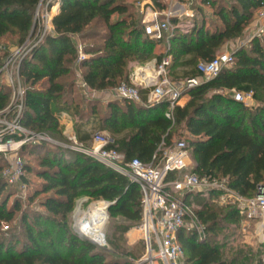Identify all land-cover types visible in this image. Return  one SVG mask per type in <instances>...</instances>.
<instances>
[{
    "label": "trees",
    "instance_id": "obj_1",
    "mask_svg": "<svg viewBox=\"0 0 264 264\" xmlns=\"http://www.w3.org/2000/svg\"><path fill=\"white\" fill-rule=\"evenodd\" d=\"M41 1L0 0V70L16 48L28 40L34 44L39 38L36 22ZM137 3L60 1L55 7L52 31L20 60L24 90L20 125L32 133L69 143L61 124L63 113H68L76 121L79 145L88 149L93 136H80V131L95 118L100 129L112 134L109 148L122 153L128 162L138 158L151 163L155 157V164L163 159L164 149L175 144L176 136L186 135L184 140L195 161L194 172L224 181L241 195L254 196L264 179V36L237 49L234 63L217 77L189 89L185 94L190 100L184 106L177 105L170 117L166 103L145 105L125 98L108 101L103 110L100 101L86 96L78 84L84 81L90 93L110 91L130 81L134 65L154 58L161 64L168 56L172 59L168 71L172 81L199 77L198 64L215 58L227 40L241 37L256 19L264 0L196 2V15L189 25L187 18L173 19L170 48L159 54L154 50L164 44L146 35L144 15ZM207 10H212L221 24L214 30L205 24ZM7 39L12 44L4 45ZM79 44L87 56L81 62ZM180 68L182 75H178ZM236 92H252L256 103L238 101ZM142 93L146 101L148 91ZM12 96L13 89L6 80L0 83V112L10 106ZM13 115L11 112L9 117ZM13 137L20 139L23 135ZM25 154L37 157L38 167L26 161ZM20 156L24 160L21 185L31 190L28 201L46 194L41 201L45 212L34 211L32 217L26 213L20 228L5 231L2 225L14 220L21 200L17 199L12 208L7 207V199L0 201V264H134L131 253L115 242L114 250L106 251L83 239L70 220L79 198L104 200L113 203L109 209L112 217L129 222L122 227L124 233L128 232L143 216V194L137 183L87 153L62 144L25 143ZM3 168L0 165V196L11 186L3 176ZM31 173L42 180L36 190L29 178ZM175 177L171 173L168 179ZM206 192L220 194L216 189ZM185 201L201 208L197 215L206 228L203 240L194 233L179 232L178 239L186 251L185 264H240V258L241 264L253 262L243 249L228 259L218 239L231 225H222V221L241 218L238 208L220 210L201 195L192 200L189 195Z\"/></svg>",
    "mask_w": 264,
    "mask_h": 264
},
{
    "label": "built area",
    "instance_id": "obj_2",
    "mask_svg": "<svg viewBox=\"0 0 264 264\" xmlns=\"http://www.w3.org/2000/svg\"><path fill=\"white\" fill-rule=\"evenodd\" d=\"M60 1L48 0L47 2L50 7L54 4L59 7ZM198 1L200 0H138L137 5L144 15L146 35L155 41L162 42L168 50L175 29L173 19H193L196 15L193 5ZM162 4L164 6H161ZM38 12L39 10L37 14ZM255 23V32L243 44L244 46L255 37L264 36L263 3L257 11ZM52 29V25L41 26L40 36L35 43L30 46L26 42L23 46L16 48L0 70L7 84L13 89V102L11 101L5 111L0 112V152L6 155L13 154L3 171V176L9 185L19 186L23 192L27 189L25 185H21L24 160L20 156V149L27 142V138L39 141H51V139L46 135L32 133L20 125L19 120L24 102V90L19 74L20 60ZM234 53L235 51H224L210 61L200 62L198 71L201 75L185 79L179 84L174 83L168 75L171 56L165 57L161 64H158L155 76L145 71L149 69L148 66H140L129 82H123L111 91V96L113 99L125 98L145 105L166 103L168 105L166 114L170 117L189 89L201 85L204 81L214 79L223 68L231 66L234 63ZM86 57L79 44L78 62L85 60ZM79 86L86 93H90L84 81H80ZM142 91H148L146 101L143 100ZM235 98L249 104V101L253 100V93L236 92ZM11 112H14V115L9 118ZM14 134L23 135V137L15 139ZM6 136L9 138L6 139ZM111 142L110 133L106 130H99L94 134L91 147L82 151L127 176L142 190L143 216L140 229L144 234L146 252L139 259L134 260L136 264H185L186 251L178 239L179 232L184 230L196 233L199 239L203 240L206 238V228L184 197L187 193L202 192L208 189L219 190L218 197L223 196L222 199L233 200L240 215L256 224L257 235L262 245V256L260 261L254 264H264V182L257 186L254 196L247 197L228 188L222 181L199 176L193 169H190L192 163L190 150L184 139L164 149L163 159L156 164L154 163L155 157L151 163H144L138 158L128 162L122 153L109 148ZM171 173L176 175L172 180L168 179Z\"/></svg>",
    "mask_w": 264,
    "mask_h": 264
},
{
    "label": "rangeland",
    "instance_id": "obj_3",
    "mask_svg": "<svg viewBox=\"0 0 264 264\" xmlns=\"http://www.w3.org/2000/svg\"><path fill=\"white\" fill-rule=\"evenodd\" d=\"M47 1L48 0H44L38 9L39 12L37 14L36 23L39 28L43 25L48 26V27L52 25V18L57 13V11H55V7L57 6V4H54L53 7H50ZM222 1L229 2L230 0H222ZM206 12L207 13H206L205 24L209 29L214 30L217 25H221L219 20H217V18L214 16L212 10H207ZM191 22H192V19H187L186 24L189 25ZM255 24H256L255 20L254 21L252 20L250 25L247 27L245 33L241 37H238L236 39L227 40L224 43V45L221 47L218 53H221L224 51L234 52L240 47L244 46L243 44L246 43L251 38L253 33L255 32ZM10 43L11 41H9V39L3 41L4 45L5 44L8 45ZM27 43L31 46V44H33V41L28 40ZM164 50L167 51V48L164 46L163 48L157 46L154 52L156 54H159L160 52H165ZM171 69L172 68L169 67L168 71H170ZM182 81L183 80L176 79L173 82L179 84ZM3 82H5L4 77L0 78V83H3ZM111 91L112 90H110V92ZM109 94L111 96V93ZM109 94L107 93V95L101 96V94L93 93V92L85 93L86 96H90L95 99H98L101 103V109L103 110L105 109ZM12 102H13V99H12ZM255 103L256 102L254 100H251L249 101L248 105H253ZM110 135L112 137L111 133ZM47 137L51 139V141H48V142H51V143L58 142L57 140H55L54 138L50 136H47ZM68 139H69V143H61V142L59 143L62 144L64 147H71L79 151L86 150L79 145L78 139L75 136V134H73L72 137L71 135L68 136ZM182 139H187L186 135H184L183 137L176 136L175 142L182 140ZM33 142L41 143L43 141H39L38 139H28L27 138L26 143H33ZM0 154L2 155V157L0 158V165L4 166L3 169H5L7 165L9 164V159H11L13 154L6 155L1 152ZM190 158L192 161L190 169H193L195 167V161H194V158L191 152H190ZM24 159H26V161H28L35 168L38 167L37 157L25 154ZM29 178L33 184V190L40 188L39 185H41L40 183L42 181L40 178H38L37 176H35V174H32V173L29 174ZM262 182H264V179ZM30 192H31L30 189L23 192L21 187L19 186H10V187H7L6 190L2 193V195L0 196V201L2 199H7L8 208H12L15 202L17 201V199L21 200V209L16 212L15 218L11 223L9 224L4 223L2 225L3 230L7 231L8 229L20 228L21 226L20 221L23 215H25L26 213L30 215V217H32L31 215L34 211L45 212L44 208L41 206V201L44 200V198L47 195L42 194L36 197L34 200L28 201V194ZM199 195H201V197H204V198L206 197L210 199L211 203H213L214 206L220 210L227 212L232 208H235V207L238 208L236 203L233 202V200L222 199L223 196L218 197L217 194H213V193L211 194L206 191L201 194L199 192L192 193L191 200L198 197ZM105 202L106 201L104 200H93L87 197L79 198L76 201L75 210L70 220V224L72 228L79 234L81 233L80 231L84 233L80 226V218L83 216V213L89 211L94 204L105 203ZM191 207L194 213L196 214H197V211L201 209L196 204L191 205ZM106 213H107V218L105 221L103 233H104V242L106 238V242L110 246V249H105L101 246L99 247L106 251H113L115 247V245L113 244L115 242L118 246L121 247V250H125L131 253L130 260L133 261L134 264H136L134 260L139 259L141 255L145 254L146 252V243L144 239V234L140 229V223L133 224V227L128 232L124 233L122 227L128 225L129 222L126 221L122 217H112L110 212H108V208H107ZM240 217L241 218H239L238 221H234V222L233 221L229 222L225 220L222 221V225H227V223H230L231 225H228L226 228H224L222 234L219 235L218 239H219V242L222 244L221 246L222 251H224L228 259H231V257L235 256L236 251L243 249L247 253H249V256L251 258H253V262L251 264H254V263L259 262L262 256V245H261L260 237L257 235V226L255 223L247 220L242 215H240ZM194 234L199 238V236L196 233ZM238 262L241 264L243 260L240 258Z\"/></svg>",
    "mask_w": 264,
    "mask_h": 264
},
{
    "label": "crops",
    "instance_id": "obj_4",
    "mask_svg": "<svg viewBox=\"0 0 264 264\" xmlns=\"http://www.w3.org/2000/svg\"><path fill=\"white\" fill-rule=\"evenodd\" d=\"M52 20H53V18H52ZM163 46L166 47L165 45H159V47H161V48H163ZM140 66H145V67L148 66L149 69L151 70V75L155 76V71L157 69L158 62H157V59L154 58L151 61L146 62L145 65L144 64H136V65H134V67H133V69L131 71V74H130V80H131V76L136 72V70ZM145 71H147V69ZM182 74H183V69L180 68L178 70V75H182ZM93 93H98V94H101V96H105V95H107V93L109 94L111 92L110 91H101V92H93ZM110 100H113V98L109 94V96L107 98V102L110 101ZM189 100H190V95L189 94H185L183 96V98H181V100L179 102V105L180 106H184V105L187 104V102ZM61 124H62V126L64 128V134L67 137L70 136V135L72 137L73 134H75V136L78 138L77 129H76V121L74 120V118L70 114L63 113V115L61 117ZM96 130L99 131V130H102V129L99 128L97 119L92 118L87 124H85V126L81 127L80 136L83 135V134H90L91 136L94 137V134L97 132ZM89 142L91 143V141H89ZM57 143H59V142H57ZM192 193H195V192H192ZM192 193H187L184 198L186 199V197L191 195ZM182 231H184V230H182ZM184 232H186V231H184Z\"/></svg>",
    "mask_w": 264,
    "mask_h": 264
},
{
    "label": "bare ground",
    "instance_id": "obj_5",
    "mask_svg": "<svg viewBox=\"0 0 264 264\" xmlns=\"http://www.w3.org/2000/svg\"><path fill=\"white\" fill-rule=\"evenodd\" d=\"M149 73L151 70L147 69ZM108 203L94 204L91 209L83 213L80 218V226L83 230V234L86 233L90 238L104 243L103 229L107 218Z\"/></svg>",
    "mask_w": 264,
    "mask_h": 264
},
{
    "label": "water",
    "instance_id": "obj_6",
    "mask_svg": "<svg viewBox=\"0 0 264 264\" xmlns=\"http://www.w3.org/2000/svg\"><path fill=\"white\" fill-rule=\"evenodd\" d=\"M112 140H113V139H112ZM55 143H57V142H55ZM57 144H60V143H57ZM106 203H108V212H109V209H110V207L112 206L113 203H110V202H107V201H106ZM80 232H81V233H80L79 235H80L83 239H88V240H90L91 242H93L94 244H96V245H98V246H101V247H103V248H105V249H110V246H109L108 243L106 242V238H105V242H104V243H101V242H98V241H96V240L90 238L88 235L83 234L82 231H80Z\"/></svg>",
    "mask_w": 264,
    "mask_h": 264
}]
</instances>
